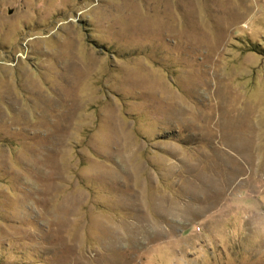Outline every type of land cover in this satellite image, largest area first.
Segmentation results:
<instances>
[{
    "label": "rangeland",
    "instance_id": "374dc122",
    "mask_svg": "<svg viewBox=\"0 0 264 264\" xmlns=\"http://www.w3.org/2000/svg\"><path fill=\"white\" fill-rule=\"evenodd\" d=\"M0 264H264V0H0Z\"/></svg>",
    "mask_w": 264,
    "mask_h": 264
}]
</instances>
